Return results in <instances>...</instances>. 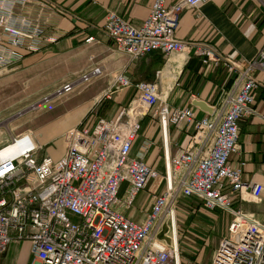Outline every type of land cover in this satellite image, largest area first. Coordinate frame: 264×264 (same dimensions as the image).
Segmentation results:
<instances>
[{
  "label": "built area",
  "instance_id": "1",
  "mask_svg": "<svg viewBox=\"0 0 264 264\" xmlns=\"http://www.w3.org/2000/svg\"><path fill=\"white\" fill-rule=\"evenodd\" d=\"M207 1L179 0L169 5L168 0H155L139 26L113 12L106 17L107 37L132 63L154 52L164 57L191 52L205 66L224 65L235 75L234 86L222 94L216 120L198 118L191 106L170 108L156 83L134 85L123 74L117 77L114 88L134 86L145 115L161 127L165 189L155 196L142 223H135L126 211L160 173L144 162L151 141L144 142L137 156L132 154L142 130L141 115L133 116L129 108L116 120L99 119L90 126V113L63 134L65 154L59 160L44 153L32 134L11 136L1 145L0 154L10 148L15 152L0 155V258L12 245L27 243L34 257L31 264H182L172 208L179 191L181 197L201 202L208 211L231 216L211 264H264V220L257 211L264 205V183L244 182L243 164L231 163L239 152L240 122L255 113L254 92L264 86L252 74L264 71V52L243 64L212 45L178 40L183 12ZM33 3L57 8L49 0H0V76L43 37V27L21 15L17 20L14 13V7ZM95 42L94 37L85 41ZM72 90V85L64 87L65 93ZM181 124L192 125L195 134L185 149L170 158L168 131ZM200 143L201 149L196 147ZM182 171L185 175L176 190L174 181ZM125 183L126 195L120 198ZM165 221L171 245L157 239Z\"/></svg>",
  "mask_w": 264,
  "mask_h": 264
},
{
  "label": "crops",
  "instance_id": "2",
  "mask_svg": "<svg viewBox=\"0 0 264 264\" xmlns=\"http://www.w3.org/2000/svg\"><path fill=\"white\" fill-rule=\"evenodd\" d=\"M56 6L44 8L37 3L26 7H14V13L24 16L45 29L43 37L34 43L33 51H24L23 59L0 76V82L9 80L13 87L29 96L28 107L41 106L48 101L49 112L54 113L52 125L43 141L48 154L59 160L65 154L62 136L80 124L90 113L94 126L99 119L116 120L125 109L141 115L142 130L133 147L137 156L146 141L152 146L145 155L144 162L159 171L160 176L152 180L147 189L140 192L126 215L135 223H142L154 204L156 195L165 189L164 146L161 127L157 120L146 116V110L137 102V91L116 89L115 81L121 74L135 85L139 82L156 83L163 101L170 108L191 106L198 118L209 117L216 120L223 102V93L234 86L235 75L231 76L224 65L205 66L200 57L193 53L171 54L164 57L154 52L147 57L130 62L128 56L117 49L107 37L104 28L109 12L116 13L132 25H141L150 15L155 0H49ZM179 0H168L174 5ZM58 9L64 11L60 14ZM94 37L95 43L85 41ZM176 37L183 42L212 45L219 53L234 61L246 64L264 52V0H208L198 9H186L180 21ZM56 74L55 93L41 98L43 77ZM254 78L264 84V71L256 70ZM87 76V81H84ZM72 85L70 93L64 87ZM106 96V94H108ZM59 94V95H57ZM57 95V96H56ZM255 113L240 122L239 152L231 157V163L243 164V180L246 183H264V86L254 92ZM48 97V98H47ZM63 101H60L62 100ZM23 100V101H24ZM194 100L205 102L214 109L209 114L192 105ZM54 104V105H53ZM219 122V121H218ZM192 125L170 126V158L185 149L194 135ZM20 135V134H17ZM0 137V147L10 139ZM211 143L204 147V152ZM201 149L203 144H196ZM185 171L175 179L179 187ZM127 183L120 189L124 198ZM122 208V205L119 206ZM264 220V205L257 209ZM10 248L0 258V264H31L34 257H20L9 261Z\"/></svg>",
  "mask_w": 264,
  "mask_h": 264
},
{
  "label": "rangeland",
  "instance_id": "3",
  "mask_svg": "<svg viewBox=\"0 0 264 264\" xmlns=\"http://www.w3.org/2000/svg\"><path fill=\"white\" fill-rule=\"evenodd\" d=\"M43 78L41 98L54 94L57 87L56 74ZM16 89L9 80L0 82V137L6 140L8 136L14 134H32L36 142L44 148V153L48 152L47 145H44L43 141L46 139L50 125L53 124L50 120L55 116L52 113L54 111L49 112L50 100L32 109L28 107L30 101L24 100L29 93L23 91L21 84L20 91ZM174 188L177 190V185ZM172 208L176 212L182 264H211L215 250L220 241L226 237L231 216L221 211H208L201 202L181 197L179 191ZM29 252L30 245L27 243L12 245L9 261L14 262L19 257L20 259L28 257Z\"/></svg>",
  "mask_w": 264,
  "mask_h": 264
},
{
  "label": "water",
  "instance_id": "4",
  "mask_svg": "<svg viewBox=\"0 0 264 264\" xmlns=\"http://www.w3.org/2000/svg\"><path fill=\"white\" fill-rule=\"evenodd\" d=\"M50 98L45 99V101H48ZM193 106L199 107L201 110L211 114L214 112V109L210 106H208L205 102L200 100H194L192 103ZM39 105L32 107V109L38 107ZM169 227L167 221H165L162 225L161 231L157 234V239L160 241L166 242L167 245H171V238L167 236Z\"/></svg>",
  "mask_w": 264,
  "mask_h": 264
},
{
  "label": "bare ground",
  "instance_id": "5",
  "mask_svg": "<svg viewBox=\"0 0 264 264\" xmlns=\"http://www.w3.org/2000/svg\"><path fill=\"white\" fill-rule=\"evenodd\" d=\"M136 112V111H135ZM134 111L133 112H131V114L133 115V116H135V113ZM15 152V150L13 149V148H10V149H8V150H6V151H4L2 154H0V155H2L3 157L4 156H8V155H11V154H13Z\"/></svg>",
  "mask_w": 264,
  "mask_h": 264
}]
</instances>
